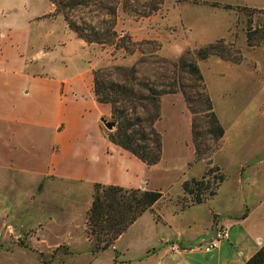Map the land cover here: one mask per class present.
I'll return each instance as SVG.
<instances>
[{
    "label": "rangeland",
    "instance_id": "rangeland-1",
    "mask_svg": "<svg viewBox=\"0 0 264 264\" xmlns=\"http://www.w3.org/2000/svg\"><path fill=\"white\" fill-rule=\"evenodd\" d=\"M55 1L69 3L0 0V71L9 72L0 78V93L6 94H0V114L10 105L16 119L9 124L16 136L8 149L13 158L9 168L0 160V264L173 263L177 255L171 248L178 243L174 232L192 236L209 222L203 207L190 211L194 224L189 228L177 218L182 183L201 179L213 166L224 176L219 225L228 224L226 211L246 213V237L240 245L245 257L255 253L264 243V0H75L73 9L66 8L69 21L113 45L78 39L56 11ZM219 41L231 50V61L216 56L196 61L224 130L217 149L205 134V114L193 117L181 93H174L160 98L155 124L162 139L160 166L142 167L114 144L110 157L95 162L90 151L116 131V122L106 118L110 106L93 101L95 70H104L108 83L123 84L113 68L134 67L138 80L168 90L173 74L166 62L193 59L196 50ZM32 74L46 79L32 81ZM185 82L197 100L193 84ZM5 84L11 89H2ZM102 119L114 122V128L107 130ZM192 119L201 158L197 162ZM52 124L57 129L43 126ZM161 179L171 186L168 191L162 188L167 196L160 203L174 202L160 205L159 215L173 219L176 230L164 226L153 212L161 226L144 218L109 249L91 253L87 217L94 184L126 187L146 181L153 187ZM146 225L151 229L143 228ZM163 235L171 238L166 244L159 243ZM115 244L117 250L111 249ZM153 249L158 252L153 254Z\"/></svg>",
    "mask_w": 264,
    "mask_h": 264
},
{
    "label": "trees",
    "instance_id": "trees-1",
    "mask_svg": "<svg viewBox=\"0 0 264 264\" xmlns=\"http://www.w3.org/2000/svg\"><path fill=\"white\" fill-rule=\"evenodd\" d=\"M56 11L67 21L69 29L85 43L109 44L101 42L97 35H88L77 24L68 20L66 8L73 9L75 0L53 2ZM215 5V4H213ZM230 8L229 6H225ZM247 44L252 47L253 41L249 31L246 34ZM264 39V36H261ZM222 41L209 44L194 52L193 59L180 58L177 62H166L172 68L173 81L168 90H157L137 79L135 68L114 67L123 84L108 83L104 70L93 72L92 92L98 104L110 106L111 118L116 122V131L108 135V140L127 151L146 166L156 165L161 158L162 139L155 128L160 118V98L165 94L181 93L190 114L194 117L204 113L208 127L205 134L214 143V149L220 146L224 130L218 121L207 93L206 85L196 61H206L216 56L231 61V50H227ZM223 50L225 53H223ZM238 59V58H237ZM234 62V61H233ZM185 81L192 83L196 89L197 100L191 98L192 89L185 86ZM196 105H199L196 109ZM194 119V118H193ZM191 122L192 146L195 162L201 160L194 120ZM199 158V159H198ZM224 181L219 167L213 166L204 172L201 179L186 180L182 183V195L177 200L178 211L199 206L207 199H212ZM163 198L158 191L141 189H124L116 185L94 184L91 205L88 210V235L93 240L92 252L97 254L105 251L145 212H153V206ZM177 212V211H176ZM244 264H264V243Z\"/></svg>",
    "mask_w": 264,
    "mask_h": 264
},
{
    "label": "crops",
    "instance_id": "crops-1",
    "mask_svg": "<svg viewBox=\"0 0 264 264\" xmlns=\"http://www.w3.org/2000/svg\"><path fill=\"white\" fill-rule=\"evenodd\" d=\"M1 65L5 66L4 64H1ZM8 73L9 72H7V71L5 72V71L1 70L0 71V78L8 77V75H6ZM21 76L23 77L24 75L21 74L19 77H21ZM30 79L32 81H36V80H39V79L43 80V79H46V76L32 74L30 76ZM5 85H7V84H5ZM63 85H64V82L60 81L59 93L61 95L63 94ZM14 88H15V91L17 92L16 87H14ZM2 89L10 90L11 88L7 85V87H4ZM0 91H2V90H0ZM0 94H1V97L6 95V94H4L2 92ZM25 94H30V91L29 90L26 91ZM166 97H168V96H166ZM93 101L95 103H97L95 101L94 97H93ZM106 118H108V119L111 118V109H110L109 115L106 116ZM10 122L14 123V122H16V119H15V115L13 114L12 106L10 107V105H9L8 111H3L0 114V123H1L0 124V160H1V162H3L2 164L4 165V167H7V168H9L10 163L12 162L11 160L13 159L11 157L12 152L9 150L10 153H11V154H9L8 153V149H9L11 144L16 143L15 133H14L13 129L11 127H9ZM43 126L48 127V128H50L52 130H55V129H57L58 125L52 124V125H48V126H46V125H43ZM103 139L105 140V143L103 145L94 146V148L90 151V154L92 155V158L95 160V162H99V158L104 157V155H105V157H110L111 156V151H112L111 147H113L114 145L108 139H106V136ZM114 147H115V150L118 151V152L120 150H122L119 147H116V146H114ZM122 151H124V150H122ZM124 152H127V151H124ZM132 157H134V156L132 155ZM135 159L137 161H140L137 158H135ZM133 161L135 162V160H133ZM162 162H163V156H161V159H160L159 163H157L156 165L151 166L149 168L154 170V169H156V167L160 166V164ZM135 163H137V162H135ZM140 163H141L142 167L145 165L141 161H140ZM137 165H140V164L137 163ZM184 170H185V168L182 169V172H184ZM78 180L81 181V179H78ZM164 182H166V181L161 179L158 182L159 184L158 183L156 185L153 184L152 185L153 187H151V186L148 187L149 184L146 181H141L140 183H136L135 185L126 186V187H123L122 185L112 184V183H110V184L108 183V184L109 185H117V186L123 187L125 189H141V190H149V191H158V192L162 193L163 198H165L167 196V193L165 191H162L163 190L162 188L164 187L168 191L169 187L171 186L170 185L171 183L170 182L164 183ZM98 183L99 184H103L101 182H97L96 184H98ZM159 186H161V187H159ZM241 187L243 188L242 181H240V188ZM218 199H219V189H218L215 197L210 199V200H208V201H206L205 203L201 204L202 206L200 205V206L189 207V208L185 209L184 211H182L179 216H177L178 219H183L184 225L189 228L190 226H193V224H194V221H192L191 217H190V211H192L193 209H198L199 207H203V208L207 209L206 213H207V215H209L208 216L209 217L208 225L200 233L192 235V236H195V237L188 236V235H185V234H182V233H180L181 235L176 234V231H175L176 229H174V221L172 222L173 219L168 221V220H166L164 218V216L159 215L160 211H159L158 207L160 205L163 206V207H167V203H171V202H174V201L168 200V201H166V202H164L162 204L159 201L158 203H156L153 206L152 210H153L154 213H156L159 216V219L161 220V223L164 226H168L169 229H173L175 231L173 236L177 240L178 243L176 245L177 247H175L173 245L172 248H174V247L178 248V251L176 252V251H174L171 248L172 253H176L174 255H177V257L174 258L173 263H170V264H244V262L247 261L254 254L253 253L252 255H247L245 257L243 255L244 254L243 249H241L242 247L240 245V241H242V238L244 237V239H245V237H246V233L245 232L247 231V228L246 227L244 228L242 226V224H243L242 221L246 217V213L245 214L243 213L244 214L243 215L239 211H233V210L226 211L224 213L225 215L223 214V216H226L227 218H229L228 219L229 220L228 224H227L226 221H224V223L222 222L219 225V220L220 219H219V200ZM166 210H167V213H169L168 208ZM148 212H149V214H148ZM153 212L147 211V213L146 212L143 213L117 239L116 243H118V241L120 239H122L127 232H129L130 230L134 229L135 227H138L137 226L138 223L140 221H142V219H144V218L146 219V222L150 221L151 223H154L156 226H159L161 223L155 222V220L153 219V216H154ZM246 212H248V211L246 210ZM237 213H239V214H237ZM147 215H149L151 218H149ZM174 217H175V215H174ZM179 221H182V220H179ZM235 222L238 223V224L235 225L234 224ZM151 227H152L151 225H146L143 228H150L151 229ZM236 227H238V230H237V232H234ZM222 229H227L228 238L225 239V240H220V241L216 240L215 241V245H216L215 249H213L210 252H204V254H202L203 253L202 250L197 248V246L201 247L204 244H208L211 241V239H213L215 237L216 232H219V230H222ZM162 238H164V239H161L160 242H159V243H162V244H166L167 241H169L171 239V238H168V236L167 237L164 236ZM260 245H258V246L260 247ZM111 249L117 250L116 244ZM156 251H157L156 249H153L152 253L155 254V253L158 252V251L157 252ZM149 252H150V250L147 249V253H149ZM91 253H92V251H91ZM148 255H150V253L147 254L146 258H148Z\"/></svg>",
    "mask_w": 264,
    "mask_h": 264
},
{
    "label": "built area",
    "instance_id": "built-area-1",
    "mask_svg": "<svg viewBox=\"0 0 264 264\" xmlns=\"http://www.w3.org/2000/svg\"><path fill=\"white\" fill-rule=\"evenodd\" d=\"M228 238V231L227 229H222L219 230V232H216L215 237L211 239V241L208 244H204L203 246L199 247L200 249L202 248L204 252H210L213 249H215V241L216 240H225ZM174 251H178V248H172Z\"/></svg>",
    "mask_w": 264,
    "mask_h": 264
},
{
    "label": "water",
    "instance_id": "water-1",
    "mask_svg": "<svg viewBox=\"0 0 264 264\" xmlns=\"http://www.w3.org/2000/svg\"><path fill=\"white\" fill-rule=\"evenodd\" d=\"M101 122H102L103 126L109 131H111L115 126L114 122H109V121H106L104 119H102ZM199 247L200 246H197V248H199Z\"/></svg>",
    "mask_w": 264,
    "mask_h": 264
}]
</instances>
